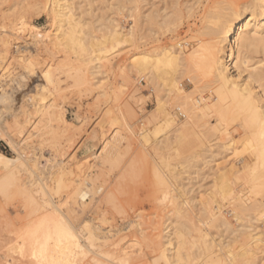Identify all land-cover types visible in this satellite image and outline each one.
<instances>
[{
  "label": "bare ground",
  "instance_id": "obj_1",
  "mask_svg": "<svg viewBox=\"0 0 264 264\" xmlns=\"http://www.w3.org/2000/svg\"><path fill=\"white\" fill-rule=\"evenodd\" d=\"M5 1L0 0V5ZM26 1L14 0L7 11L0 12L10 22L0 23V142L16 154L12 158L0 150V192L16 189L26 209H35V219L17 239V252L39 264H73L78 256L84 259L88 250L102 244L113 248L99 255L112 264L264 263V127L260 113L254 111L264 106V59L254 61L252 57L264 55V0H217L219 7L209 10L203 26L195 31L204 38L191 50L181 40L160 45L153 27L176 31L183 19L179 8L172 15L167 9L162 14H145L139 0H118L109 10L127 12L134 19L133 26L126 30L108 16L101 25L106 34L96 38L91 26L84 24L75 0ZM198 1L186 6L188 18ZM35 7L47 14L48 29L30 19L29 10ZM145 23L150 25L148 30ZM24 32L29 38L21 45ZM122 45L136 52L115 68L116 73L109 56ZM56 50L77 54L81 66L95 79L106 73L102 70L106 62H112L110 74L122 79L118 93L135 81L141 84L135 94L143 87L155 93V108L139 138L144 148L153 147L156 153L168 148L183 155L178 164L170 157L161 161L173 209L160 234H149L141 215L123 228L105 227L107 219L90 215L77 223L80 211L94 209L97 213L103 203L100 197L106 188L94 187L98 180L84 177L82 184L77 180L68 214L55 202L54 195L71 188L67 184L74 175L86 172L87 165L95 160V167L112 165L118 155L105 146L81 160L75 154L69 160H56L45 158L37 146H31L44 142L61 145L74 138L65 103L49 98L53 72L43 71L38 77L41 84L25 88L27 80L36 76L34 62L39 54ZM12 62L21 72L10 77L4 70ZM9 82L14 83V90L6 88ZM101 85L104 81L98 80L96 86ZM109 91L117 93L113 88ZM101 95H106L105 90ZM104 117L98 131L102 145L107 141V125L115 128L113 140L121 137L120 118L111 109ZM236 132H240L238 136ZM209 178L210 185L195 189L198 181ZM114 196L109 191L102 201H112ZM132 228L136 234L124 237ZM143 245L153 255L151 259L139 253ZM131 248L138 251H129Z\"/></svg>",
  "mask_w": 264,
  "mask_h": 264
},
{
  "label": "rangeland",
  "instance_id": "obj_2",
  "mask_svg": "<svg viewBox=\"0 0 264 264\" xmlns=\"http://www.w3.org/2000/svg\"><path fill=\"white\" fill-rule=\"evenodd\" d=\"M27 1L35 2L39 0ZM116 1L118 0H75L77 8H80L79 13L83 14L82 19L84 24L91 26L93 29L92 32H94L93 35L96 38H100L106 34V31L103 30L104 26L101 27V25L102 22H104L103 20L108 16L115 20L116 25L126 30L133 26L134 19L129 18L127 12L115 13L109 10L110 7L108 6H111V3L115 5ZM196 1L197 0H139V2L142 3H138V5L140 8L143 7L142 13L145 14H149L150 12H155L156 14L160 12L162 14L163 11L167 9L172 15L175 13L176 8H179L183 19L182 25H179L178 29H176L177 32L175 29L172 32H164L165 30L160 31L157 25L153 27L157 32L156 37L160 38V45L164 44V46H168L181 40L189 43L187 50H191L198 45V40L204 38L196 36L198 34L195 31H198V29L203 26L206 14L212 8V10L215 11V9L219 7L215 4L217 0H199L198 2L200 3L195 6L196 9L193 15L188 18L187 12H185L187 11L186 6L194 5ZM13 2L14 0H6L0 5V12L3 13L7 11ZM90 2H92V5H89ZM240 2H246V0H240ZM32 5L34 4H30V7H32ZM29 11V16L33 24L43 29L49 28L48 16L42 9L35 7L30 8ZM91 11L94 13L89 15L88 13ZM0 23L9 24L10 22L9 20H4L0 14ZM145 25L146 30H148L150 25L147 23H145ZM147 32L149 33V31ZM20 38H22L20 42L21 45H23L22 41L28 40L29 35L24 32L20 35ZM148 42L157 45L152 42L151 39H149ZM135 52L136 50L129 48L127 45H122L117 53H110L112 55L109 56V59L112 60L114 69H118V67L122 65L121 63L124 64ZM252 57L254 61L264 59V55L262 54H252ZM36 60L37 61L34 62L36 76H32L27 80L28 82L25 88L28 89L29 87V90H31L35 85L41 84V79L38 78L39 75H41L43 71L51 70L53 72L54 83L50 88L51 93H49V98H55L58 103H65L66 118L72 124L75 134L72 142H64L61 145H53L50 144V142H44L41 145L31 146H37L38 151L40 154H43L45 158H55L56 160H61L62 158L71 159L70 155L73 156L74 154V157L81 160L91 152L103 149L105 146H111V149L113 148L118 151V155L112 165H104L101 167V170L100 167H95L97 161L95 160L90 165H93V170L87 165L85 167L87 170H85L86 172L74 175L70 184H67L69 185L68 187L71 188H65L61 190L60 193L54 195L55 202L60 206L63 212L68 214L71 206L69 197L71 196V192L73 194L77 189L79 185L77 183L79 182L82 184L85 180L84 177H86V179L98 180V183H95L97 186L94 185V187L104 186L106 188L105 193L100 197V201L103 202L99 208L100 212L98 210L96 211L97 213H93L94 209L93 212L89 211L88 213L80 211L77 223H81L90 215L96 219H107L109 224L105 227L111 225L120 228L142 216L141 220L144 221V227L148 229V233L160 234L165 227L164 221L169 214L172 215L171 212L173 209L168 202V175L167 172L163 170L161 161L166 162L170 157L172 163L178 164L182 162L183 155L168 148L156 153L153 147L144 148L139 138L142 129L148 126L147 118H150V113H152L155 108V93L149 88L143 87V90L135 94V91L141 87L138 81H135L132 85H127L122 94L118 93V88L119 85L122 84V79L118 74H110L109 67L112 65L110 61L106 62L107 66L102 69L106 73L104 75H99L98 79H95L88 74V70L81 66V62L74 52H65L62 50L41 52ZM5 71L8 72L7 75L12 77L14 74L20 73L21 68L16 62H12L6 65L4 72ZM79 72H81L80 76H82V78L78 76ZM116 73H118L117 70ZM84 77L86 79H84ZM9 79L10 78L7 80ZM98 80L104 81V85H101L100 88L96 86ZM13 84V82H9L10 87L8 86L6 88L10 90L14 87ZM184 86L190 89L189 83L185 82ZM110 88H113L115 92H117L116 95L110 93ZM11 90H14V88ZM29 90H25V92ZM104 90L106 95L102 96L101 91ZM16 95L18 96V94ZM132 95H135V97L132 98ZM109 109L113 112L114 117L120 118L121 125L118 127L121 137L117 140H113L115 128L107 125V141L102 145L98 133L99 124L104 120V115ZM179 118L183 119L180 116ZM10 123L15 127L16 123L13 119L10 120ZM129 125L132 126V129H130ZM232 129H234V127H232ZM240 132H242L241 129ZM240 132H236L235 135L238 136ZM0 150L12 158L16 157V154L4 142H0ZM76 161L77 163L79 162L78 160ZM89 175L92 176L89 177ZM163 182H166L167 185H164ZM210 182V178L206 181H200V183L198 181L195 189L199 190V187L202 185L208 186ZM7 190H11V192H0V264H39L33 257L22 255L19 250L17 252L19 244L17 239L35 219V209L34 207L26 209L25 200L16 189H14V193L12 188ZM109 191H112L116 196H114V200L102 201ZM134 234H136V231L132 228L131 230L129 229V231L127 230L123 236L130 238ZM9 244L11 246H8ZM7 246L9 247L8 250ZM137 248L136 250L135 248H131L129 251L136 252L138 251ZM141 248L139 253L146 254L150 259L153 257L147 246L145 247V245H143ZM2 249H4V251ZM112 250V247L97 244L94 248L87 251V255H84L85 260L81 259L83 256H78L73 264H112L108 259H106L108 260L106 261L104 257L99 256L104 252H111ZM44 264L52 263L45 262Z\"/></svg>",
  "mask_w": 264,
  "mask_h": 264
},
{
  "label": "snow or ice",
  "instance_id": "obj_3",
  "mask_svg": "<svg viewBox=\"0 0 264 264\" xmlns=\"http://www.w3.org/2000/svg\"><path fill=\"white\" fill-rule=\"evenodd\" d=\"M245 88H246V86H245ZM254 111L260 113L261 126L264 127V106H261V108H259V109H254ZM262 138H264V137H262Z\"/></svg>",
  "mask_w": 264,
  "mask_h": 264
}]
</instances>
